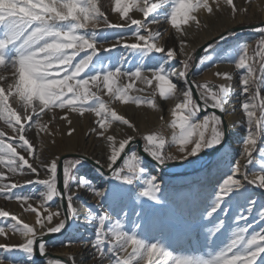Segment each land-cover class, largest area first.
<instances>
[{
	"label": "snow or ice",
	"instance_id": "1",
	"mask_svg": "<svg viewBox=\"0 0 264 264\" xmlns=\"http://www.w3.org/2000/svg\"><path fill=\"white\" fill-rule=\"evenodd\" d=\"M221 3L230 7L233 18L240 11L234 0H114L113 11L120 17L119 22L114 23L102 11L99 0H0V121L11 130L10 133L0 130V196L8 201H18L23 212L36 217L35 223L29 224L0 208V218H4L0 219V236L9 238L10 231L24 238L18 245L0 244V250L20 251L29 259L36 254L46 256L45 235L67 231V221L76 216L73 189L85 187L117 217L113 220L105 209L96 213L90 210L86 216L88 224L95 225V235L90 243L94 258L100 261L108 259L110 264H264V228L250 232L253 224L248 219L255 209L256 217L264 221V202L258 203L255 193L249 192L253 188L264 190V97L261 96L264 88V27L255 29L262 34L256 49L261 75H257L255 58L248 55L249 46L245 44L240 48L236 67L244 71L238 99L242 101L241 108L246 117L242 151L239 159L230 163L229 174L218 185L210 210L205 213L208 219L218 211L227 215L234 203L245 202L243 211L234 217V221H243V225L235 223L229 229L224 219H217L213 227L206 229L210 245H215L218 233L228 234L226 242L210 248L203 255L174 254L165 243L150 242L139 222L128 229L124 222L128 215L124 205L130 186L143 180L142 188L137 185L139 190L134 199L147 198L160 204L163 200L161 185L156 175L147 173L143 158L131 149L136 139L134 135L117 140L115 135L108 133L117 122L133 132L137 130L136 124L119 114L112 105L120 101L125 105L146 104L156 108L155 95L151 98L130 95L133 90L145 91L144 87H135L136 81L146 88H151L155 81L159 95L165 99L174 97L177 90L182 93V102L172 110V127L179 129V134L172 137V144L178 145L185 158L197 156L205 149L219 150L224 145L225 128L216 110L225 112V105L234 93L226 84H199L189 79L190 61L194 57L185 52L188 40L184 28L190 22L199 27L198 14L203 11L214 15L221 10ZM132 12L142 15L136 18L130 15ZM161 17L180 35L178 50L175 47L166 50L160 43L161 32L151 27L160 24ZM109 40L113 41L110 47H97L101 41ZM121 48L128 55L111 56L113 49ZM208 50L214 51L211 44L205 49ZM178 51L187 58L181 61L182 70L177 72L164 65L176 60ZM101 52L109 53V56H101ZM154 53L164 55L156 57ZM130 58L137 60L134 70L126 67ZM205 59L200 57V62L205 63ZM146 61L149 68L145 67ZM157 62L162 63L157 67ZM149 71L151 75L146 74ZM216 76L226 81L233 78L227 72H217ZM122 78H127L128 82L122 83ZM194 88L199 103L193 99ZM105 95L108 100L104 99ZM10 97L17 107L9 102ZM208 108L214 111L197 120L198 113L206 112ZM57 109L61 110L59 117L55 114ZM72 113L80 117L94 113L97 118L90 134L107 144L104 165L99 159L95 160L97 165L107 167L110 181H115L107 188L94 186L83 175L77 176L88 161L86 155L73 159L54 155L50 160H43L35 141L28 136L33 128L37 136L41 133L51 135L49 124L59 119L68 126L67 135L71 137L76 132ZM44 116H49L47 122L43 120ZM142 139L143 151L157 165L172 159L164 152L166 141L163 136L148 134ZM258 140L261 141L259 144ZM253 153H257L259 170L250 172L247 167L253 164ZM228 158L229 154L225 153L224 159ZM241 159L246 164L242 165ZM58 169L62 173L63 191L58 187ZM42 171L44 178H40ZM18 174H33L37 179L21 183L14 179ZM98 174L104 175L99 169ZM32 184L42 185L45 189L39 194V206L29 202L35 199L33 194L15 191ZM54 198L66 201L64 213L50 211V202ZM54 218L56 223H53ZM74 242L68 238L62 243L68 246ZM5 259L0 255V264H4ZM48 264L65 262L54 259Z\"/></svg>",
	"mask_w": 264,
	"mask_h": 264
},
{
	"label": "rangeland",
	"instance_id": "2",
	"mask_svg": "<svg viewBox=\"0 0 264 264\" xmlns=\"http://www.w3.org/2000/svg\"><path fill=\"white\" fill-rule=\"evenodd\" d=\"M211 2V0H210ZM234 2L238 5V0H234ZM251 3H257V6L254 7L251 5L248 8V11L244 13L242 16L243 18L240 19V11L236 15L235 18L232 17L230 7L227 5H224L221 3V10L216 12L214 15H208L205 12L201 11L198 14V18L200 19V26L196 27L192 22L189 23V25H185L184 28L187 30V40L188 45L185 48V52L187 54L193 55L194 59L190 61L191 68H190V78L191 80L195 81L196 83L203 84V83H209L210 85H220V82L217 80L216 73L220 72L222 69V65L229 63L233 66L237 64L236 60L232 59L231 61L228 60V51H229V43L232 41H235L237 39H242L246 36L250 37V43L248 48V55L251 57H254L256 60V70L257 75H261L259 73V57L256 56V49L259 42V39L261 37V33L259 31H256L255 29L259 27H264V25L258 26L256 28L252 29H245L237 32H233L229 34V31L236 26H243V25H254L263 22L264 20L261 19L262 16V10L264 8V0H251ZM249 2V3H250ZM99 3L102 7V11H105L108 15L109 19L116 23L119 22L120 17L118 14L114 13V0H99ZM263 6V7H262ZM239 8V6H238ZM130 15H133L136 18H140L142 14L138 12H132ZM224 16L227 18L225 19ZM229 18L235 20L236 23H234V26L226 32V34L222 35L225 38L221 39V35H216L211 37L209 40H212L213 38H218L215 40L211 45L214 51L208 50L205 51V48L202 52V54L196 59L195 58V52L198 50L200 46L208 42H204L203 44L197 46V43L205 37L207 34L212 33L215 29H218L222 26L227 25L229 22ZM151 19V16L149 17ZM222 20V21H221ZM222 25V26H221ZM220 26V27H219ZM154 31H160L162 34V38L160 40V43L165 46L166 50L169 47H175L177 50L180 47L179 41L181 39L180 35H178L174 29L171 28V25L166 23L163 20V17H161V22L158 25H152L151 26ZM113 32L119 31V30H112ZM113 41L109 40L108 42L101 41L97 44L98 48H108L110 47L111 43ZM131 42V41H130ZM118 53H123L125 55H128V53L124 49H113L111 56L115 57ZM83 55V53H81ZM156 57L163 56L164 53H154L153 54ZM101 56H109V53L101 52ZM200 57H205V63L200 62ZM187 56L180 54L178 51V55L176 60L171 61L169 64L164 65L169 70H175L180 71L182 70V64L181 61L186 59ZM131 59V58H130ZM108 61H105L107 63ZM137 63L136 59H131V62L126 65V67L132 68L134 70L135 64ZM160 63L157 62L155 66H160ZM145 67L149 68V64L147 61L145 62ZM211 73L213 75H211ZM5 75H8V73H3ZM147 75H151V71L146 73ZM239 77L238 79H240ZM127 78H122V83H127ZM173 82H176L173 78ZM135 87L138 88H145L144 92H137L135 90L130 92V95H140L145 98H151L152 95H155L157 107L156 108H150L146 104L137 106L134 104H123L120 101H116L112 107L115 109H118L119 113L126 114L127 116L132 117V121L136 124L137 130L131 131L127 128V126L120 125L115 126L116 123L113 124V128H110L108 130L109 134H113L116 136L117 140L124 138L126 135H134L136 137L135 140L141 139L143 141L144 146V140L142 139V136L148 135V134H157L159 136H163L165 138L166 144L164 152L167 156L172 157V159L166 160L167 162H174V161H184V164L178 167H165L164 165H157V163L145 155L141 154L138 150V145L134 144L132 145L131 149L134 150V152H137L139 157L141 156L143 158V161L147 165V173H150L152 175H156L158 177V182L161 185V190L166 193L168 190H174L178 188H186L188 186L193 185L194 183H200L203 181V178H200L199 180H194L189 183H183L180 185H176L174 180L175 178L185 177V176H194L195 174H199L203 169H212V162L210 161L212 156L217 153L219 150L213 151L212 149H205L201 151L197 156L192 157H184V154L180 153L178 150V145L172 144V137L174 135L179 134L178 128L172 127V120L174 119L172 116V110L174 109L175 105L179 102H182L183 96L182 93L177 90L174 97L165 99L159 95L158 88L156 85V82L154 81L153 86L151 88H146L140 81H136ZM179 89V86H178ZM261 96L264 97V88L261 89ZM105 100H108V96H104ZM193 99L196 100L194 94ZM197 101V100H196ZM9 102L12 104L13 107H17L16 101H14L11 97ZM198 103V102H197ZM19 110V109H18ZM148 110V112H152V114L155 115L156 121H161L159 125L158 123H149L145 127H140L137 120L145 113V111ZM64 111H67L65 109ZM212 111L207 109V111H201L198 113L197 120H202V118L205 115L211 114ZM55 114L57 117L61 114V110L57 109L55 110ZM217 115H220V113H217ZM221 116V115H220ZM152 117L151 114H147L145 119L149 120V118ZM163 117V119H161ZM71 119L73 120V126L76 129V132L69 137L67 135V125L64 124L63 121H60L59 119L53 121L49 124V130L51 132V135L48 133H41L40 135H36L35 128L29 130L28 136L32 138L35 141V145L37 148V151L41 154V159L43 160H50L54 155H60L63 156L64 154H78V155H86L89 159L93 160L95 162L96 156L98 153V146L100 144H103L102 150L104 151L105 147H107L106 143H100L97 141L99 137L94 136L93 145H87V150L85 153L82 152H67L63 153V150L69 148L70 146H74L76 143L84 140L88 141L87 138V132L90 131L91 127L95 124V120L97 119L95 117L94 113H85L84 117H80L78 114L72 113ZM43 120L47 122L49 120V116H44ZM152 125V126H151ZM223 127L225 128V138H226V124L225 121H223ZM0 130H4L6 132H11L10 129L7 128L6 125L3 124L2 121H0ZM262 137H264V133H262ZM53 140H55V144H53ZM97 141V142H96ZM261 141L258 140V144ZM225 143V142H224ZM91 146V147H90ZM90 148V149H89ZM19 151V149H18ZM204 151H213L211 155L204 156L202 155V152ZM147 154V153H146ZM148 155V154H147ZM149 156V155H148ZM150 157V156H149ZM210 157V158H207ZM76 158L75 156H71L68 159ZM253 164L248 165L247 170L250 171L254 163L256 162L257 153H253ZM39 163V161H37ZM246 164V161L244 160L243 165ZM96 169L102 172V170L98 167V165H95L91 163L90 161H87L85 167L81 170V172L77 173V176L83 175L84 171L86 170H92ZM244 169H242L243 171ZM43 171L41 172V177L44 178ZM84 176V175H83ZM105 182L101 183L100 185H103L104 188H107L109 183H115V181H110L109 179V173H104ZM147 178V177H145ZM14 179L19 180L21 183L27 180H35L37 177L33 174L29 175H17ZM99 185V186H100ZM139 185L140 188L143 187V180L138 181L137 184H134L130 186V191L128 193V199L126 204L124 205V210L128 213L127 218L124 220V222L127 225L128 229L132 228V225L136 222H139L143 229H145V234L147 235L146 228L150 224V221H155L156 218H159L160 211L163 213L166 212L168 209V206L161 205L157 206L155 202L149 201L147 198H142L140 201H136L134 199V194L139 190L137 187ZM251 187V186H250ZM254 189V188H253ZM262 198L261 202H264V195H262V191L259 189H254ZM17 192H24V193H31L34 195L35 199L33 201H29L30 203H33L34 206H39L40 203V196L39 194L42 191H45L44 186L39 184H32L28 185L27 187L16 189ZM73 204L76 212V216L82 212L84 207L87 209H91L92 206L95 207L94 204H92V193L85 187H81L78 190L73 189ZM164 200V198H163ZM162 200V201H163ZM174 198H171L169 202H172ZM52 207L50 208V211H57L59 210V207H61L62 213H64L62 202L59 198H54L52 202H50ZM260 203V202H259ZM168 204V203H167ZM91 206V207H90ZM245 206L244 201H239L234 203L232 206L229 207L227 210V215L221 214L219 211L214 214L213 218L208 219L205 217V213L210 210L209 206L203 207L199 210L197 215L189 222L186 223H180L179 227L175 228H169L164 227L163 233H159L156 237H153L150 240V242L155 241H161L166 244L168 249L173 252L174 254H194V255H203L208 251L210 248L218 247L222 242H226L228 239V234L225 233L224 235L217 234L218 239L215 241V245H210L208 241V235L206 232V229L211 228L216 223L217 219H224L226 222V225L228 228H232L235 223H239L240 225H243V221H234V217H236L240 212L243 211V208ZM223 207V205H222ZM0 208H4L5 210L9 211L10 213L14 214L15 211H22L21 205L18 201H8L5 200L4 197L0 196ZM105 210L109 211L113 220L116 217V213L111 212V210H108L107 207L104 208ZM95 210L99 212L101 209L99 207H96ZM119 211V210H117ZM137 213L139 215H137ZM34 217V221L36 220V217L34 214L29 213ZM246 214V213H245ZM247 215V214H246ZM75 218L69 219L67 222H69V227L67 228V231L69 228L73 225ZM4 219V218H0ZM123 219V218H122ZM249 221L252 222L253 228L249 229V231L256 230L258 231L260 228H264V221H259L258 217L255 215V209L253 210L252 215L248 216ZM24 222L28 223V221L23 220ZM57 220L54 218L53 223H56ZM154 225H157L155 222H153ZM6 231L8 229L6 228ZM65 231V233H67ZM11 232L9 231L8 235L9 238H5L3 236H0V244H9L11 245L13 241V235L11 237ZM65 233H62L52 239L47 240V255L41 258H46L50 260L54 259H60L65 262V264H76L73 257H66L62 254H59L57 252H60L64 249V245L59 240H54L58 237H61ZM11 253V252H10ZM9 252H4L3 250H0V255H3L6 257L4 260V263L7 262H13L14 256L11 255ZM19 253H23L20 252ZM37 257L38 254H36ZM60 256L64 257L66 260L59 258ZM11 258V259H10ZM90 260V261H89ZM89 263L86 264H110V261L108 259H105L103 261H100L99 259L94 258V255L88 259ZM87 261V262H88ZM21 261H14L13 263L18 264ZM41 264V263H40ZM42 264H45L44 262Z\"/></svg>",
	"mask_w": 264,
	"mask_h": 264
},
{
	"label": "bare ground",
	"instance_id": "3",
	"mask_svg": "<svg viewBox=\"0 0 264 264\" xmlns=\"http://www.w3.org/2000/svg\"><path fill=\"white\" fill-rule=\"evenodd\" d=\"M251 0H238V6L240 9V19H242L244 13L248 11V8L253 5L254 7L257 6V3H251ZM250 2V3H249ZM263 7V6H262ZM263 14L261 16V19L264 20V8L262 10ZM226 19L227 17L224 16ZM222 21V20H221ZM228 24L225 26H222L218 29H215L212 33L207 34L205 37H203L198 43L197 46L203 44L207 40H209L211 37L216 35H224L226 32H228L232 26H234L235 20L229 18ZM250 43V37L246 36L242 39H237L235 41H232L229 43V51H228V60H236L238 63L239 55L241 54L240 48ZM222 69L220 70L221 73L227 72L232 75L231 80H224L221 77H217V80L220 82V84H226L230 87L234 95L232 96L231 100L225 105L226 111L225 112H218L221 115V118L223 121H225L226 124V138L224 145L219 149L217 153H215L212 158V169H203L199 174H195L194 176H185L180 178H175L174 182L176 185H180L183 183H189L194 180H199L200 178H203V181L200 183H194L191 186H188L186 188H178L174 190H168L166 193H164L161 190L162 197L164 200L162 203L157 204V206L161 205H167L168 209L166 212L160 211L159 218H156L155 221H150V224L147 226L146 231L147 235L146 238L149 240L153 237H156L159 233H163L164 227L169 228H177L179 227V224L186 223L191 221L199 212V210L203 207L209 206L211 204V201L214 199V192L218 190V185L222 183L223 179L227 178V175L229 174V168L230 163L234 162L236 159H239V154L242 151V139L245 136L246 131V117L244 112L241 108L242 101L238 99L240 97L241 93V78L242 73L244 70L238 69L235 65L226 63L223 64ZM211 75H213L211 73ZM179 86V85H178ZM197 96L199 98V95L197 93ZM211 102V101H210ZM118 112V109H116ZM119 113V112H118ZM122 114V113H119ZM147 114H151L152 117L149 118V120H146L145 117ZM125 115L126 118H130L132 120V117L129 115ZM156 118L152 112H148V110L145 111V113L137 120L140 127H145L149 123H158L159 125L161 121H156ZM118 123V122H117ZM115 124V126H119L118 124ZM113 126V125H112ZM116 126V127H117ZM152 126V125H151ZM121 128V126H119ZM113 128V127H112ZM88 136H90L88 138ZM87 138L88 141H80L76 143L74 146H70L69 148L63 150V153L67 152H82L85 153L87 150V145H93L94 136L90 134V131L87 132ZM100 144L101 139L99 138L97 140ZM96 141V142H97ZM90 146V147H91ZM103 144H100L98 148V153L96 156V160L99 159L101 161V165H104V151L102 150ZM90 149V148H89ZM228 153L229 158L224 159V154ZM137 156V152H135ZM141 157V156H140ZM210 158V157H207ZM244 160L241 159L240 163L243 165ZM101 165H98V167L102 170L103 173H108V169L106 166L101 167ZM258 171L259 170V161L258 157L256 158V162L252 166L251 171ZM44 175V174H43ZM85 179L87 181H90L94 186H99L101 183L105 182V176H100L98 174V170L92 169V170H86L83 173ZM43 178V177H42ZM237 178H241L240 176H237ZM249 192H254L255 197L257 199V202H261L262 198L261 196L254 190L249 189ZM91 202L95 205L92 206L91 209H87L84 207L82 212L76 216V220L74 221L73 225L69 228L67 233L62 235L61 237H58L54 240H59L65 242L68 238L74 239V243L68 246L64 245V249L60 252H57L59 254H62L66 257H73L76 264H86L89 263L88 259L91 258L94 255V250L91 246L90 241L95 235V225H89L88 221L86 220V216L89 215V212L91 210L92 213H96L95 210L96 207H99V209H104L107 207L102 203V201L95 197L92 194ZM171 198H174L172 202H169ZM61 200V199H60ZM168 203V204H167ZM91 207V206H90ZM210 209V208H209ZM59 211H61V207H59ZM14 215H17L22 220L28 221L29 224H34V217L30 215L29 213L23 212V211H15ZM71 219V218H70ZM155 222L157 225H154ZM9 233V231H8ZM11 237L13 235V241L11 242V245H18L23 242V237L20 236L18 233H10ZM157 238V237H156ZM150 241V240H149ZM47 252V250H46ZM14 256V261H21L18 264H42L43 262L45 264H48L49 259L41 258L44 256H40L38 254L35 255L33 258L29 259L27 258L26 254L19 253V251H13L10 253ZM11 259V258H10ZM13 261V262H14ZM88 261V262H87ZM12 261L4 263V264H15Z\"/></svg>",
	"mask_w": 264,
	"mask_h": 264
},
{
	"label": "water",
	"instance_id": "4",
	"mask_svg": "<svg viewBox=\"0 0 264 264\" xmlns=\"http://www.w3.org/2000/svg\"><path fill=\"white\" fill-rule=\"evenodd\" d=\"M261 25H264V21L261 22V23H258V24H254V25H243V26H236V27H233L229 33H233V32H237V31H241V30H245V29H252V28H256L258 26H261ZM218 38H213L212 40H209L208 42H206L205 44H203L202 46H200L198 48V50L195 52V58L197 59L203 52V50L207 47L208 44H212L215 40H217ZM189 79L191 80L190 78V74H189ZM193 94L197 100V102L199 103V98L197 96V92L195 90V88L193 89ZM210 111H214L213 109L211 108H208ZM217 113H219L217 110H216ZM134 144H137L138 145V150L141 154L145 155L146 157H148L149 159L153 160L151 157H149L144 151H143V141L141 139H137L135 140L132 144H131V147L132 145ZM217 150L216 148L213 149V151ZM127 151V149H126ZM213 151H204L202 152V155L204 156H208V155H211L213 153ZM71 156H75V157H78L80 155L78 154H64L63 156H61V158L63 159L64 157H71ZM122 159H123V156H122ZM88 161H90L91 163L97 165L93 160L89 159L88 158ZM154 161V160H153ZM119 163V161H118ZM184 164V161H174V162H167L164 164L165 167H178V166H181ZM108 174V173H107ZM58 187L61 189V191H63V184H62V173L60 171V169H58ZM61 202H62V205H63V210L65 212V209H66V201L65 200H62L61 199ZM67 224L69 225V222H67ZM65 233V232H63ZM62 233H53V234H46L44 239L47 241L49 239H52L58 235H60ZM59 258H62L64 260H66L64 257L60 256Z\"/></svg>",
	"mask_w": 264,
	"mask_h": 264
}]
</instances>
